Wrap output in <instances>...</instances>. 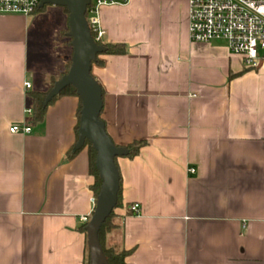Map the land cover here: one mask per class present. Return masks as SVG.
Segmentation results:
<instances>
[{"label": "crops", "instance_id": "0c3cea01", "mask_svg": "<svg viewBox=\"0 0 264 264\" xmlns=\"http://www.w3.org/2000/svg\"><path fill=\"white\" fill-rule=\"evenodd\" d=\"M60 7L0 14V264L90 262L88 148L70 156L80 99L57 97L37 123L26 114L28 93L68 64ZM100 25L102 43L126 46L92 66L107 133L120 147L146 141L116 160L108 243L130 251L126 264H264V52L250 67L224 41L192 42L189 0L103 5ZM24 123L29 134L10 132Z\"/></svg>", "mask_w": 264, "mask_h": 264}, {"label": "water", "instance_id": "95a60500", "mask_svg": "<svg viewBox=\"0 0 264 264\" xmlns=\"http://www.w3.org/2000/svg\"><path fill=\"white\" fill-rule=\"evenodd\" d=\"M91 0H42L40 7L46 5L61 6L68 10V37L73 53L71 67L57 80L47 93L44 105L47 106L66 87L73 86L82 102L79 138L76 149L82 148L86 141L92 143L97 152L96 166L102 181L94 213L86 226L87 241L90 251L89 264H108L99 240V232L115 209L120 190V172L116 158L126 156L129 150L115 145L101 119L103 110V91L99 82L92 75V66L98 55L106 52L104 45L93 38L87 17V7Z\"/></svg>", "mask_w": 264, "mask_h": 264}, {"label": "built area", "instance_id": "2783aa9c", "mask_svg": "<svg viewBox=\"0 0 264 264\" xmlns=\"http://www.w3.org/2000/svg\"><path fill=\"white\" fill-rule=\"evenodd\" d=\"M42 0H0V14H22L28 16L40 7ZM128 0H91L87 7V21L94 33L96 42L101 41L104 29L100 25V7L127 3ZM189 37L192 42L212 43L224 41L229 49L244 57L246 64L257 67L264 52V0H189ZM25 87H31L30 82ZM26 114L32 115V109ZM12 133L29 134L31 127L24 123L10 127ZM195 173V168L189 169ZM96 204V200L94 199ZM139 204L130 207L139 214ZM92 213L81 220L88 224Z\"/></svg>", "mask_w": 264, "mask_h": 264}, {"label": "trees", "instance_id": "16d2710c", "mask_svg": "<svg viewBox=\"0 0 264 264\" xmlns=\"http://www.w3.org/2000/svg\"><path fill=\"white\" fill-rule=\"evenodd\" d=\"M42 8H45V6L44 7H38L37 10H40ZM64 9L68 12V10L66 8H64ZM86 15H87V13H86ZM68 16H69V13H68ZM68 31H69V26H68L67 30L65 31V35L67 36L68 41H69V45H70L71 38L68 37V35H67ZM91 33H92L93 38L95 39L96 34L94 33V31L92 29H91ZM97 43L104 45L107 48V50L105 52L106 54L122 55V54L126 53V46L124 44H104V43H102V41H98ZM72 53H73V50H72ZM95 63L99 64V63H101V60H99V58H97V60L95 62H93V64H95ZM71 64H72V62L70 59V61L67 64L66 70L62 74V76L65 75L66 73H68V71L71 67ZM55 82H56V80H54L52 82L51 88L54 86ZM51 88L47 92L30 91L28 93L29 100L31 102V109L33 111V116H32L33 122L37 123V122H40L44 119V116L46 114L48 106L57 97L64 96V95H73V96H77L79 98V96L77 95L76 89L73 86H68L57 97H55L47 106H45L44 100L46 98L47 93L51 90ZM81 109H82V102L80 100V105H79V110H78L79 122H78V126H77L78 138H79L78 131H79V127H80ZM101 114H102V112H101ZM101 119H102V117H101ZM145 144H146V141H135V142H133L132 144H130L129 146L126 147L129 150V153L127 156L128 157L136 156L139 153L140 149ZM86 147L88 148V154H89L90 174L94 178V183L92 185V189L94 191L95 200H97V197H98V194L100 192L101 185H102V181H101V178H100L97 166H96L97 152L93 148L92 143L89 140H87L85 145L82 148H80V149L74 148L70 152V156H74L76 153H78L79 151H81L82 149H84ZM116 160H117V158H116ZM121 206H122V201H121V185H120L117 205H116L115 209L112 211V213L110 214V216L103 223V225L100 229V232H99V240H100V243L102 245L103 252L107 258L108 264H126V258L128 256V254L130 253L129 250L121 249L115 245L108 243V238L112 234H114L116 231H118L120 228V224H118L116 222L117 214L115 211L117 208H120ZM86 226H87V224L83 228L84 231H86ZM86 234H87V232H86Z\"/></svg>", "mask_w": 264, "mask_h": 264}, {"label": "rangeland", "instance_id": "374dc122", "mask_svg": "<svg viewBox=\"0 0 264 264\" xmlns=\"http://www.w3.org/2000/svg\"><path fill=\"white\" fill-rule=\"evenodd\" d=\"M48 7L49 6H53V5H47ZM58 7V6H57ZM60 7V6H59ZM61 8V7H60ZM64 9V8H63ZM64 12H66V16L68 18V12L64 9ZM66 43L69 45V41L67 39H65ZM67 49H68V62L70 61L71 57H72V48L71 46H67ZM263 52V51H262Z\"/></svg>", "mask_w": 264, "mask_h": 264}]
</instances>
